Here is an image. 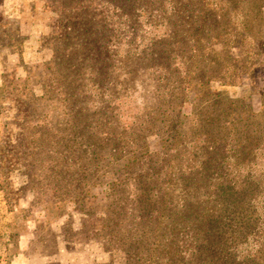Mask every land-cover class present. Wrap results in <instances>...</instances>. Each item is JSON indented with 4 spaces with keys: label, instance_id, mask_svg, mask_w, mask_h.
Here are the masks:
<instances>
[{
    "label": "rangeland",
    "instance_id": "1",
    "mask_svg": "<svg viewBox=\"0 0 264 264\" xmlns=\"http://www.w3.org/2000/svg\"><path fill=\"white\" fill-rule=\"evenodd\" d=\"M263 105L264 0H0V264H170L211 204L264 250Z\"/></svg>",
    "mask_w": 264,
    "mask_h": 264
},
{
    "label": "trees",
    "instance_id": "2",
    "mask_svg": "<svg viewBox=\"0 0 264 264\" xmlns=\"http://www.w3.org/2000/svg\"><path fill=\"white\" fill-rule=\"evenodd\" d=\"M233 37L234 39H236L235 36ZM246 38H247L246 36H243L240 39L239 42L242 41L244 42L242 46L245 44ZM261 47L259 48L261 49ZM249 48L250 47H245L241 49V52L243 53V56L241 57V62L244 65H246L247 68L256 64L257 58L252 55L258 54V51L256 49H253V52H251L248 50ZM208 49L209 51H212L211 48ZM173 73L176 74L177 76L173 83L175 85L179 84L181 82V80L178 78L180 77L179 71L175 69ZM207 78L208 80L211 79L210 75L207 76ZM236 120L237 121L233 120L230 123V128L232 132L234 133L242 132V134L245 136V134L247 133L246 132L247 129L245 127L246 123L242 122L241 119L238 118H236ZM250 134L251 133L249 131L247 134L248 137H250ZM257 137L264 138V136H257ZM245 138L248 139L246 136ZM231 140L233 147H229L230 154L227 157H229L228 161L230 163V157H234V155L236 156L235 157L236 159L233 158L231 162L233 167L236 169H242L243 166H245L246 164H250L252 162L249 159V156H246V154L249 155L254 153L256 148L259 146H253V145L254 144L261 145L262 142L256 139L253 143L250 144L247 143L245 145L240 146L237 143H233V137L231 138ZM222 143L224 144V147L227 145V142L225 141ZM170 144L171 142L169 141L167 147H169ZM235 152L242 154L237 155L235 154ZM200 161H202L203 165L207 164V167L208 165L213 163L208 159L200 160ZM205 167L206 166H204V168ZM178 182L179 181H176V183ZM168 196H173V194L169 192ZM170 202H172V199H170ZM215 215L218 216L221 215V211L217 210L215 212V209L214 207H212V204L211 206H209V209L207 208L202 209L201 218L198 220L197 224L192 227L193 230H195V236L193 240L188 242V245L186 244V242L184 243L179 242L176 245L172 244L170 241L165 242V244L169 245V248L167 249L165 248V253H164L168 257L169 263L170 264H264V250L261 249L253 250L251 246H245L243 249H240V247L242 245H245V243L247 242V237L248 234H250V230L242 238H241V234L239 233L237 234L234 230L230 228L225 229L222 232L216 234L213 230L214 221H216ZM178 226L179 224L177 222H173L172 224H170V226H165V228L169 229V233L174 232L176 235H179V232H177ZM250 229H253L252 225ZM218 231L219 229H216V232ZM219 234L220 235L222 234V236H219Z\"/></svg>",
    "mask_w": 264,
    "mask_h": 264
}]
</instances>
